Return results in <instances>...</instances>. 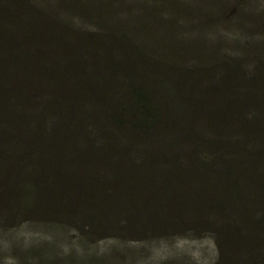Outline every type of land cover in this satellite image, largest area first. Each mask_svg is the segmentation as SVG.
Returning <instances> with one entry per match:
<instances>
[{"label":"trees","instance_id":"1","mask_svg":"<svg viewBox=\"0 0 264 264\" xmlns=\"http://www.w3.org/2000/svg\"><path fill=\"white\" fill-rule=\"evenodd\" d=\"M36 1L0 0V223L209 233L215 264H264V0H148L149 37ZM158 3L191 25L162 34ZM224 12L261 37L202 38Z\"/></svg>","mask_w":264,"mask_h":264},{"label":"rangeland","instance_id":"2","mask_svg":"<svg viewBox=\"0 0 264 264\" xmlns=\"http://www.w3.org/2000/svg\"><path fill=\"white\" fill-rule=\"evenodd\" d=\"M79 1L86 3V0ZM87 1L88 3L93 2L92 0ZM147 1L96 0L97 3L107 5L103 6L105 11L93 8L92 12L87 13V15H95L96 17L98 13V16L101 17L102 12H106V18H113V23L116 19L124 18L125 24L121 30L128 36L137 37L138 34L140 36L148 28V32H145L144 35L149 37L152 32L160 33L154 27V21L148 19L149 24L145 28L144 26L140 28L138 23L132 22V19H135L134 17L139 14L142 3ZM186 2L188 7L199 5L196 0H185ZM262 2V0H256L254 4L249 5L252 7L255 5L257 10L261 7ZM153 5L155 4L153 3ZM158 6L160 9L162 8L161 15L166 24L161 28L162 34L172 35L175 26L180 29L182 25V27L187 28L191 25H188L192 20L190 14L182 16L176 12L173 16L167 13L169 10L164 8L161 3H158ZM114 11L117 15L114 14ZM111 13H113V17H111ZM217 15L219 14L217 13ZM225 15H227L226 12L222 15L223 20L220 19L216 25L201 31L205 34L202 38L212 40L215 35L222 37L236 35L244 39L250 38L248 37L250 33L244 36L239 34L244 30L242 20L239 23L231 13L224 17ZM172 16L174 18L173 23L170 21ZM154 18L155 15L152 19ZM89 21L88 19L85 20V22ZM228 22L233 23L232 29L227 28L229 27L226 26ZM90 25L87 24V26ZM84 26L86 25L84 24ZM191 27L193 30L189 33L190 38L200 39L202 34L195 30L194 25ZM247 28L249 31V25ZM255 29L256 25L251 28V31ZM176 34H181V32L177 31ZM258 34V30H256L250 36H260ZM261 35L264 37L263 33ZM222 42L224 44H221ZM226 42L221 40L222 50L220 52L232 51L231 45L230 48L226 47ZM156 50L158 51V49ZM216 259V249L212 235L209 233L196 235L190 232H179L177 229L164 228L160 230L148 229L142 233L141 231L129 233L124 232L120 227L113 226L105 232L97 229L88 234L86 232L80 233L69 225L43 220H18L15 223H0V264H215Z\"/></svg>","mask_w":264,"mask_h":264}]
</instances>
